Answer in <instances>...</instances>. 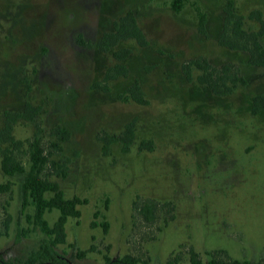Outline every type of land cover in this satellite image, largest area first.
Returning <instances> with one entry per match:
<instances>
[{"label":"rangeland","instance_id":"374dc122","mask_svg":"<svg viewBox=\"0 0 264 264\" xmlns=\"http://www.w3.org/2000/svg\"><path fill=\"white\" fill-rule=\"evenodd\" d=\"M227 2L188 0L177 12L172 0H0V129L6 111H22L28 102L40 106L35 120L15 124V136L30 139L41 129L52 158L69 159L67 176L50 178L67 197L88 199L80 217H69L67 242L59 245L71 264H104L106 253L128 252L141 264H168L177 255L175 264H190L191 247L205 261L220 249L243 264L264 259V110L252 112L253 96L264 94V66L249 63L248 51L219 43ZM235 4L245 27L258 29L249 13L264 12V0ZM196 6L207 14L206 34ZM129 9L149 44L121 41L114 48L131 53L119 60L96 42ZM199 56L216 66L236 64L247 83L217 95L199 81L200 69L188 79L183 65ZM117 63L127 65L128 75L104 81ZM137 79L147 104L119 98ZM132 119L131 149L113 143L105 154L100 136L122 132ZM57 126L71 132L62 150L50 145ZM143 140L154 147L140 148ZM18 154L29 165L26 149ZM22 179L4 174L0 158V183L11 181L9 189L0 188V255L18 264L43 238L28 220L33 205L22 207ZM149 198L170 204L171 212L160 205L156 220L147 221L133 205ZM97 209L110 223L108 232L92 226L104 218H96ZM59 214L55 208L45 216L53 224Z\"/></svg>","mask_w":264,"mask_h":264},{"label":"trees","instance_id":"16d2710c","mask_svg":"<svg viewBox=\"0 0 264 264\" xmlns=\"http://www.w3.org/2000/svg\"><path fill=\"white\" fill-rule=\"evenodd\" d=\"M188 0H172V7L179 12L183 9ZM199 18V31L203 34L207 33L206 22L207 14L200 7L196 6ZM223 21V29L219 36V43L235 50H243L249 52V63L256 66H264V12L260 8L250 11L249 17L259 22L260 26L256 30H250L245 27V14L240 13L236 7L235 0H228L225 8ZM134 38L137 42L146 46L149 40L142 27L139 24L136 14L129 9L124 15L113 22V29L104 32L102 37L96 42V47L103 51H112L114 57L119 60L126 59L131 49L129 47H114L123 40ZM92 45V44H90ZM193 68H198L201 73L198 79L201 83L206 84L217 95H228L233 93L239 84H246L247 79L240 73V68L231 62L224 63L220 66L212 64L206 57L199 56L191 59L183 65L184 72L188 79H192ZM129 68L124 63H117L109 67L104 76V81L114 79L120 75H128ZM94 87H103L108 90L107 85L101 82L93 84ZM119 98L128 101L130 99L140 103L147 104L148 99L145 95L140 81L135 80L126 90L119 94ZM252 112L258 113L264 110V94H256L252 98ZM40 112V106L32 103H26L22 111H6L4 125L0 129V158L1 168L7 176L23 174L22 179V207L33 205L34 211L28 214V220L40 227L43 238L38 248L32 250L28 257L19 264H71L66 252L60 250L59 245L67 242V227L69 217H80V205L88 202L87 198L75 195L67 197L64 189L57 180L50 178V175L66 177L68 174L69 159L52 158V149H47L43 142L41 129L35 132L33 138L20 139L15 136V124L21 119L35 120L36 115ZM52 133L56 136V140H52L50 145L56 150H62V143L67 141L71 132L64 126H57ZM103 141V150L105 154L109 153V149L113 143H120L123 151L127 152L131 149L136 140V120L132 119L126 123L124 129L120 133H106L100 136ZM152 148L154 143L152 140H143L140 148ZM26 149L29 155V165L23 163L18 152ZM11 181L0 183V188L7 190L10 188ZM50 193V194H49ZM109 200L106 201V209L109 207ZM160 205L168 207L169 213L172 208L166 203H161L155 199H147L140 203L134 201L133 208L144 216V218L153 222L158 216ZM59 209L60 214L53 224L46 218V213ZM103 214L101 209L95 211L98 218ZM101 221H92V226H102L105 232H108L110 223L103 214ZM169 215V219H170ZM165 218L166 224L169 220ZM163 226L159 225V231ZM109 248V246H108ZM94 246H92V250ZM82 254L86 250H81ZM209 259L204 260L201 254L193 247L189 249L190 264H243L242 260L232 258L225 250H214L209 252ZM104 264H141L144 263L140 256L131 252L125 253L119 257H112L109 253L104 255ZM180 259L177 255L168 260V264H175ZM0 264H18L12 260L5 259L0 255ZM256 264H264L261 258Z\"/></svg>","mask_w":264,"mask_h":264}]
</instances>
